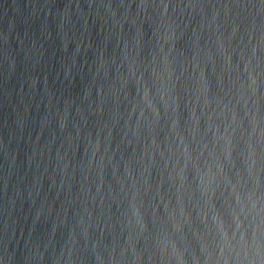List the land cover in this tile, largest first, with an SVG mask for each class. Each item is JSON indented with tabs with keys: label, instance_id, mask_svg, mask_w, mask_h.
Listing matches in <instances>:
<instances>
[{
	"label": "water",
	"instance_id": "water-1",
	"mask_svg": "<svg viewBox=\"0 0 264 264\" xmlns=\"http://www.w3.org/2000/svg\"><path fill=\"white\" fill-rule=\"evenodd\" d=\"M0 264H264V0H0Z\"/></svg>",
	"mask_w": 264,
	"mask_h": 264
}]
</instances>
